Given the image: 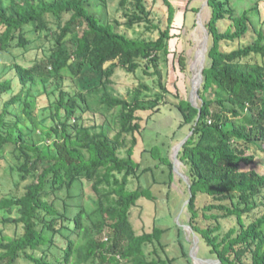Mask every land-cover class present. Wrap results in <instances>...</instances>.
Instances as JSON below:
<instances>
[{"label":"trees","instance_id":"trees-1","mask_svg":"<svg viewBox=\"0 0 264 264\" xmlns=\"http://www.w3.org/2000/svg\"><path fill=\"white\" fill-rule=\"evenodd\" d=\"M164 1L170 10L169 27L159 39L148 40L118 32L91 13L87 0H0L1 54L28 52L30 34H45L54 44L49 56L35 57L28 67L14 63L6 74L13 70L24 88H44L49 101L40 108L45 115L40 122L45 126L51 120L52 125L41 132L48 139L55 137L54 151H44L36 140H29L37 130L32 99L40 97L38 91L26 100L16 95L0 113V152L12 144L22 154L17 186L25 183L21 196L0 201V209L7 213L3 221L23 230L17 229L16 237L0 239V264H166L150 258L147 248L156 243L164 247L162 239L168 229L155 227L152 233L137 235L132 212L151 193L130 187L133 179L140 182L150 171L142 169L134 157L136 134L142 132L138 113L160 112L163 97L146 101L138 91L129 101L109 92L117 69L135 73L143 63L147 68L157 67L161 54L170 53L176 11L170 0ZM243 1L208 0L209 43L199 107L183 98L178 88L173 93L182 118L179 130L189 127L193 131L178 155L189 182L191 226L220 264H264V172L242 168L255 161V155L248 154L250 146L264 153V28H258L259 21L254 19L264 10V0H254L253 6L240 10ZM131 5L127 27L150 23L144 0H132ZM66 15L71 17L65 21ZM225 21L229 25L223 30ZM249 35L255 40L231 47ZM173 55L185 72L183 53ZM51 81L58 87L49 91ZM70 82L73 86L64 87ZM12 90L13 80L0 77V98ZM91 98L103 106V115L117 111L113 122L119 130L114 137L105 123L99 125L100 132L80 124L78 113L92 111ZM16 104L24 107L29 125L7 119ZM129 135L133 140L128 157L122 158L119 150L127 147ZM156 156L173 168L168 155L157 150ZM104 183L113 188L101 193ZM86 189L95 198L87 196ZM199 196L216 202L203 209V217L215 221L206 229L194 223ZM77 198L82 203H70ZM233 218L237 227L219 234L222 221Z\"/></svg>","mask_w":264,"mask_h":264},{"label":"rangeland","instance_id":"rangeland-1","mask_svg":"<svg viewBox=\"0 0 264 264\" xmlns=\"http://www.w3.org/2000/svg\"><path fill=\"white\" fill-rule=\"evenodd\" d=\"M131 1L129 0L125 5H122V0H87V7L91 13L95 14L103 22L113 24L118 32L125 34L129 38L159 39L161 31H166L169 27L170 10L165 1L144 0L147 11L150 13V23H141L135 25L133 28H129L126 24L129 21L127 14H130L132 11ZM170 1L176 11L171 32L173 38L169 44L170 53L163 52L161 54L157 67L152 65L150 68H147L143 63L142 67L135 73H129L121 68L117 69L109 86V92L113 96L129 101L138 91L141 93V98H144L146 101L155 100L157 95L163 97L160 104V112L153 113L152 111H147L138 113L142 119V132L136 134L138 145L135 148L134 157L142 166V169H150V171L144 174L140 182L133 179L130 187L132 189L139 187L148 189L151 197L139 202V206L132 212L131 221L137 235L152 233L155 227L168 229V232L162 239L164 247L156 243L147 248L150 258L161 259L166 264H220L216 255L211 253V247H209L206 240L201 234L195 233L191 226L190 203H188L190 201L189 183L174 171L175 151L184 141L185 137L190 134V128L186 127L179 130L182 118L178 110L175 109L179 100L173 93L178 88L183 98L188 97L192 99V85L195 74L198 73V67L200 66L199 68H201L203 63L199 56L206 33L201 22L203 21L202 23L206 25L210 21L211 12L207 4L208 0ZM254 3V0H245L239 4V8L240 10L247 9L253 6ZM70 17L71 15H66L65 21ZM254 19L256 22L259 21L258 28L262 25L264 28V10ZM153 25L157 28H154ZM228 25L229 22L225 21L222 29L225 30ZM149 27L151 28L150 30L148 29ZM28 38L32 41L27 49L28 52L24 53L14 50L12 54L0 53V77L3 80L8 78L13 80V90L0 98V113L4 112L5 104L16 95L21 94L22 99L26 100L27 96L31 95V93L33 95V93L38 91L40 97H33L32 99L33 119L37 123V130L36 134L30 137L29 140H36L43 147L44 151H54L53 141L55 137L53 136V138L48 139L41 132L45 126V129H50L52 125L51 120H48L45 126L40 122V117L45 116L40 108L42 105H47L49 101L44 94V88L40 85L33 89L29 87L24 88L19 84L17 78H14L13 70L9 74H6L14 63L28 67L32 65V60L35 57L41 60L51 54L54 45L51 38H47L45 34H30ZM254 40L255 36L249 35L240 45L234 44L231 47L237 49L240 46L248 45ZM175 53H183L186 59L185 72H182L177 60L174 59L173 54ZM206 54L207 50L204 57ZM108 66L109 64L106 65V67ZM56 83L54 81L50 82L48 85L49 91L58 87ZM68 85L73 86L70 82L65 84L64 87H68ZM176 85L178 87H175ZM79 87H82L80 82ZM72 88L74 89V87ZM165 89H168L170 93H166ZM56 97H52V101ZM94 100L95 98L89 100L93 108L92 111H80L78 113V116L81 117L80 124L91 126L95 132H100L101 128H99V125L105 123L110 125V135L114 137L119 130L118 124L113 122L117 111L113 110L107 115H103L101 112L103 106L96 105L93 102ZM199 103L200 100L198 99V105ZM7 119L12 122L19 121V124L23 126L30 124V120L27 118L24 107L21 104L13 105L10 108ZM126 139L127 147L119 150V155L122 158L128 157V147L131 145L133 137L129 135L126 136ZM157 150L162 155L169 156V159L173 162L172 169L169 164L156 156ZM248 154L255 155V161L251 166H243L242 168L244 170L257 169L260 172H264V153L256 147L250 146ZM20 157H23L22 154L16 151L15 146L12 144L5 146L0 152V201L7 197L21 196L24 192L25 183L17 186L20 183L17 170V167L22 163ZM179 164L180 173L186 176V168L180 161ZM171 173L174 174L173 178L170 176ZM99 188L100 192L104 193L110 191L113 185L110 186L104 183ZM86 194L95 198V194L87 189ZM62 195L65 196L66 194L63 193ZM88 200L87 198V203L91 204V201ZM82 201V199L77 198L70 203L77 206ZM212 203L216 204L212 198L207 196H199L196 200V210L199 216L194 223L201 228L206 229L215 225V221L205 219L202 215L203 209ZM91 206L94 209L97 207L94 204H91ZM6 215V211L0 209V239L16 237L18 230L20 232L23 231L22 228L18 229L15 225L6 224L3 221L7 217ZM246 222L249 223L248 219H246ZM222 226L219 234L224 235L230 229L237 227V222L234 218L225 219L222 221ZM194 257L196 258L193 259ZM170 260L173 261L171 262ZM21 262L23 263V261ZM246 262L250 263L251 261L247 260Z\"/></svg>","mask_w":264,"mask_h":264},{"label":"water","instance_id":"water-1","mask_svg":"<svg viewBox=\"0 0 264 264\" xmlns=\"http://www.w3.org/2000/svg\"><path fill=\"white\" fill-rule=\"evenodd\" d=\"M207 4H208V1H207ZM201 24H202V27L204 28L206 36H205V40H204V42L202 44V47H201V50H200V56H199V58L202 59L203 63H202V66H201L200 70L198 71V73L195 74V78H194L193 85H192L193 86V94H192V99H190V101L192 102V104L195 107H199L198 106V99H199L198 92H199V89H200L201 84L203 82V70H204L205 62H206V56L204 57V55H205L206 50L208 49V43H209V33L207 31L206 25H204L203 23H201ZM192 134H193V131L177 147V149L175 151V159H174L175 160L174 171L177 174L181 175V177L184 178L187 181H188L187 176H184V175H182L180 173V164H179L178 155H179V152L181 151V149L183 148V146L185 145V143L190 139ZM188 203H190V201H188ZM195 258L196 257H194L193 259H195Z\"/></svg>","mask_w":264,"mask_h":264},{"label":"bare ground","instance_id":"bare-ground-1","mask_svg":"<svg viewBox=\"0 0 264 264\" xmlns=\"http://www.w3.org/2000/svg\"><path fill=\"white\" fill-rule=\"evenodd\" d=\"M202 20H203V19H202ZM202 22H203V21H202ZM202 22H201V23H202ZM201 28H202V27H201ZM199 30H200V29H199ZM199 67H200V66H199ZM199 67H198V71L200 70V68H199Z\"/></svg>","mask_w":264,"mask_h":264}]
</instances>
